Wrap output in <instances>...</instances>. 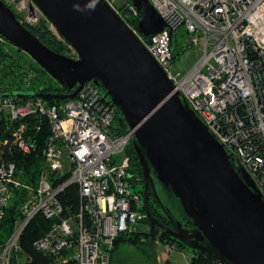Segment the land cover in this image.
<instances>
[{"label": "built area", "instance_id": "2783aa9c", "mask_svg": "<svg viewBox=\"0 0 264 264\" xmlns=\"http://www.w3.org/2000/svg\"><path fill=\"white\" fill-rule=\"evenodd\" d=\"M149 1L168 28L175 30V46L176 30L183 24L188 34L183 48L200 45V57L181 73L172 67L175 48L168 29L150 38L140 34L136 25L131 30L166 71L174 89L239 158L264 195V0ZM4 2L22 23L35 24L42 16L53 28L33 0ZM130 11L139 17L132 4ZM69 47L70 56H77ZM28 83L29 77L24 86ZM59 100L51 103L39 96L0 93V224L16 190H26L19 218L0 242V264L28 260L26 253L19 256L20 237L38 214L54 219L32 242L48 257L45 264H108L122 232L137 231V225L149 230L143 193L132 185L131 163L124 154L133 131L116 133L114 108L91 82L83 84L73 98ZM30 120L35 131L43 125L48 130L35 186L19 179L16 162L8 157L13 150L24 155L37 150L29 137ZM65 173V181L52 184ZM135 180H139L137 172ZM70 183L78 186L80 208L63 218L57 194ZM174 248L167 244L166 251Z\"/></svg>", "mask_w": 264, "mask_h": 264}, {"label": "water", "instance_id": "95a60500", "mask_svg": "<svg viewBox=\"0 0 264 264\" xmlns=\"http://www.w3.org/2000/svg\"><path fill=\"white\" fill-rule=\"evenodd\" d=\"M77 56L57 52L0 0V39L31 56L68 92L0 93L73 98L91 82L133 131L150 246L156 228L222 264H264V195L239 158L203 123L173 81L107 0H33ZM147 38L175 30L149 0H130ZM73 89L72 91H69ZM154 196L171 221L152 215Z\"/></svg>", "mask_w": 264, "mask_h": 264}, {"label": "trees", "instance_id": "16d2710c", "mask_svg": "<svg viewBox=\"0 0 264 264\" xmlns=\"http://www.w3.org/2000/svg\"><path fill=\"white\" fill-rule=\"evenodd\" d=\"M123 13L125 14L123 20L126 24H133L135 26L138 21L137 15L133 14L129 9H124ZM32 33L39 37L45 44H47L50 48L54 49L57 52H61L66 54V47L62 44L60 40H58L53 32H51L48 27H46L41 22L35 24H25L23 23ZM6 43L0 39V78L4 80L0 82V89H5L7 91H11V88H16L19 91H27L34 90L36 88H40L43 92H68L61 85H46L47 84V76L48 73L34 60L28 58L25 53H20V50H16L15 53L9 52L8 49L4 48ZM175 52V51H174ZM20 53V56H17ZM174 54V53H173ZM14 55V56H13ZM70 55V54H67ZM29 77V83L27 86H24V80ZM73 89L69 90L72 91ZM19 96V95H18ZM34 95H22L19 97H29ZM46 99V98H45ZM49 102H59V99H48ZM33 121V120H32ZM31 122V121H30ZM31 132L29 137L34 140L37 144V150L33 151L29 155H24L17 150H13L11 154L8 155L10 159L16 162V165L19 171L16 172V175L21 179V181L27 183L30 186H35L38 181L39 170L43 164V156L41 154V149L45 144L48 130L46 125H43V129L40 131H35L34 122H31L30 125ZM113 129L116 133H123L126 129L118 122L117 117L115 115L113 121ZM125 155L129 157L131 162V167L129 171L132 172L134 178L131 179L132 185L135 186L138 192L142 191L141 183H142V172L141 166L138 162L137 154L132 146V141L129 143V146L126 148ZM135 172L139 175V180H135ZM68 177V174H63L56 179H53V185H57L65 181ZM130 180V179H129ZM135 182V183H134ZM140 182V183H139ZM143 184V183H142ZM139 185V186H138ZM24 197H26V190L24 188L16 190L13 199L9 203L6 208L5 214L3 216V220L0 224V242H3L4 238L7 237L8 231L12 228L14 222L19 218V205L23 201ZM58 200L62 205L61 217H69V215L74 214L79 211L80 208V196L79 189L77 184L70 183L63 187L57 194ZM149 209L155 217H157L164 224L173 227L171 221L164 214L162 209L160 208L159 203L154 198L152 194L148 199ZM144 208V207H143ZM142 208V209H143ZM144 210V209H143ZM55 220H57L55 218ZM54 219H49L44 217L42 214L36 215L26 226L21 237H20V245L21 252L26 253L28 256V260L22 262V264H45L48 261V257L44 256L42 253L38 252L32 246V242L43 235ZM146 224L148 223V218H145L144 221ZM156 239L158 238L161 242L167 244H175V242L184 244L181 241L173 238L166 231L162 229L156 228ZM141 237H144L143 240L150 243V234L149 230L143 229L139 230V225H137V231L134 229L126 230L122 232L114 241L113 249L117 247V245L125 240L136 243ZM141 240V241H143ZM176 249V244H175ZM111 250V251H112ZM164 264H169L168 260L164 262ZM190 264H222L216 258L208 255L205 252L194 249V253L190 256Z\"/></svg>", "mask_w": 264, "mask_h": 264}, {"label": "rangeland", "instance_id": "374dc122", "mask_svg": "<svg viewBox=\"0 0 264 264\" xmlns=\"http://www.w3.org/2000/svg\"><path fill=\"white\" fill-rule=\"evenodd\" d=\"M109 1L110 5L116 10V12L121 16V18L124 17L123 10L124 9H129L130 11V0H107ZM139 19V17H138ZM38 22H41L44 24L48 29L53 32L55 37L62 42V44L66 47V54H70V47L67 41L61 36V34L56 30L54 25L52 26L53 28L50 27V23L46 20V18L40 16V20ZM37 22V23H38ZM129 27H131L133 24H128ZM176 35H177V45L174 47L175 52H174V57L172 60V67L181 73L187 71L190 69L197 59L200 57L202 53V49L200 45H191V46H186L183 48V44L186 43V39L188 37L187 30L185 26L182 24L180 25L177 30H176ZM3 41V40H2ZM7 45H5L4 48L8 49L9 52L15 53L17 49L15 46L12 44H9L8 42H5ZM20 53H25V55L34 60L31 56H29L26 52L21 51ZM20 53L17 56H20ZM14 56V55H13ZM35 61V60H34ZM49 75V74H48ZM3 78H0V82L3 81ZM46 85H60L56 80H54L50 75L47 76V84ZM12 91H19L16 88H11ZM33 122L32 120H30ZM129 146V145H128ZM127 146V147H128ZM126 147V148H127ZM125 148V150H126ZM124 150V152H125ZM127 156V155H126ZM131 163V162H130ZM140 183V182H139ZM141 187H143V184H140ZM145 230L147 228H144ZM142 231V229H139ZM176 244V249L172 252L174 255H176L177 263L176 264H190V256L194 253V248L187 244H180L175 242ZM162 250V247L160 244L156 243L154 244V247L152 248L150 244L146 241L142 242L140 239L134 244V242L130 241H121L116 247L115 254L117 256V252H121V258L119 260V263L117 260L113 262V264H142L140 263V260L138 259L139 254H143V258L148 261V264H153L152 258L154 257V252ZM113 250L110 251V254L114 252ZM153 251V252H152ZM119 256V255H118ZM133 261V262H132Z\"/></svg>", "mask_w": 264, "mask_h": 264}, {"label": "crops", "instance_id": "0c3cea01", "mask_svg": "<svg viewBox=\"0 0 264 264\" xmlns=\"http://www.w3.org/2000/svg\"><path fill=\"white\" fill-rule=\"evenodd\" d=\"M143 238L144 237H141V240H143ZM144 240L142 242H144ZM156 243L160 244V246L162 247V250H160L159 252L158 251L154 252V257L152 258L153 264H164V262L166 260H168L169 264H176L177 263V261H176L177 257H176V255H174L172 253L175 248L171 252H167L166 251L167 243L165 244V243L161 242L158 238L155 239V241L153 242L151 247L153 248L154 244H156ZM134 244H136V243H134ZM118 245H117V247H118ZM172 245L175 247L174 243ZM115 249H113V251ZM120 258H121V252H117V256H116L115 251H114L113 253L110 254V259H109L108 264H113V262L115 260H117L119 263ZM138 259L140 260V263L148 264V261L143 258V254L140 253Z\"/></svg>", "mask_w": 264, "mask_h": 264}, {"label": "flooded vegetation", "instance_id": "af4514ba", "mask_svg": "<svg viewBox=\"0 0 264 264\" xmlns=\"http://www.w3.org/2000/svg\"><path fill=\"white\" fill-rule=\"evenodd\" d=\"M66 92V91H65ZM132 141V140H131ZM150 197V196H149ZM158 229H160L159 227H157Z\"/></svg>", "mask_w": 264, "mask_h": 264}]
</instances>
